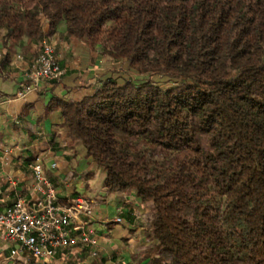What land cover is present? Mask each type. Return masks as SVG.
<instances>
[{
    "label": "trees",
    "instance_id": "16d2710c",
    "mask_svg": "<svg viewBox=\"0 0 264 264\" xmlns=\"http://www.w3.org/2000/svg\"><path fill=\"white\" fill-rule=\"evenodd\" d=\"M66 35L139 73L54 97L108 191L151 203L163 264H264V0H0L5 38Z\"/></svg>",
    "mask_w": 264,
    "mask_h": 264
},
{
    "label": "crops",
    "instance_id": "0c3cea01",
    "mask_svg": "<svg viewBox=\"0 0 264 264\" xmlns=\"http://www.w3.org/2000/svg\"><path fill=\"white\" fill-rule=\"evenodd\" d=\"M43 25L44 40L55 45L65 73L57 80L40 81L24 98L17 92L27 82L42 42L28 48L26 36L7 39L0 27V206L8 207L19 197L33 198L28 162L40 158L62 200L79 195L92 199V225L99 234L96 256L87 246L73 247L60 250L48 264H163L157 260L158 240L150 228L151 203L134 189L108 191L106 170L71 140L62 109L48 108L54 97L81 99L94 92L112 77L113 61L86 41L68 37L64 23L54 31L49 21ZM13 246L0 227V264H35L29 253L10 257Z\"/></svg>",
    "mask_w": 264,
    "mask_h": 264
},
{
    "label": "built area",
    "instance_id": "2783aa9c",
    "mask_svg": "<svg viewBox=\"0 0 264 264\" xmlns=\"http://www.w3.org/2000/svg\"><path fill=\"white\" fill-rule=\"evenodd\" d=\"M60 60L55 45L43 40L27 71L28 80L17 96L26 97L42 80L60 79L65 73ZM51 166L55 167L56 163ZM28 168L33 176V198L19 197L8 207L0 206V227L6 239L14 243L10 257L29 253L35 257V264H48L62 249L86 246L96 256L99 234L92 225V199L79 195L62 200L40 158L29 161ZM82 215L86 216L85 220L81 219Z\"/></svg>",
    "mask_w": 264,
    "mask_h": 264
},
{
    "label": "rangeland",
    "instance_id": "374dc122",
    "mask_svg": "<svg viewBox=\"0 0 264 264\" xmlns=\"http://www.w3.org/2000/svg\"><path fill=\"white\" fill-rule=\"evenodd\" d=\"M107 58L113 61V63L111 64V69L109 70L111 72L110 76H112L113 78L119 81H124L127 78H131L139 81L146 78H151L153 81L159 82L162 86H170L176 84L168 77L139 73L134 69H131L127 62H118L116 60L111 59L108 56Z\"/></svg>",
    "mask_w": 264,
    "mask_h": 264
}]
</instances>
